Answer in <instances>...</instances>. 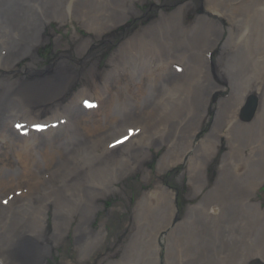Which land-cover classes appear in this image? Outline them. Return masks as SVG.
Returning <instances> with one entry per match:
<instances>
[{
	"label": "bare ground",
	"instance_id": "bare-ground-1",
	"mask_svg": "<svg viewBox=\"0 0 264 264\" xmlns=\"http://www.w3.org/2000/svg\"><path fill=\"white\" fill-rule=\"evenodd\" d=\"M18 1L0 0V264H48L55 252L63 257L61 264L97 259L104 246L111 247L107 239L116 241L128 230L115 209L97 222L109 198L121 202L119 185L130 193L121 197L134 198V226L185 233L193 226H168L177 215L176 193L160 181L150 183L145 164L154 155L159 176L186 160L188 196L204 195L190 211L222 216L227 211L223 200L240 185L231 179L235 157L230 150L220 154L218 142L222 137L229 146L235 137L252 147L254 132L262 127L263 74L252 75L257 72L252 60L264 54V3L153 0L142 13L136 5L152 0H28L29 10L22 13L14 8ZM194 5L202 13L189 24L187 12ZM71 15L86 35L67 30L71 41L56 37L55 64L38 71L37 50L46 42L42 31L52 22L64 26ZM140 19L146 24L135 29ZM114 32L117 39L110 44L115 49L100 72L97 59L103 52L96 42ZM213 51L209 62L206 54ZM23 59L28 60L16 68ZM214 90L230 95L217 98L209 112ZM88 94L102 102L95 111L81 106ZM249 97L258 105L252 120L242 122L238 113ZM34 124L43 128L40 133L30 130ZM132 127L140 132L121 143L118 136ZM215 160V185L204 193ZM138 171L146 172L141 183L129 179ZM259 185L249 191L246 199L252 200L246 206L262 207ZM140 186L145 187L142 193ZM10 194L14 197L3 201ZM261 214L260 223L241 226L238 219L212 226L229 235L221 237L235 245V264L242 263L239 255L245 252L238 242L250 237L259 238L256 257L264 259V206ZM70 246L78 258L67 253ZM158 249L152 244L153 251Z\"/></svg>",
	"mask_w": 264,
	"mask_h": 264
},
{
	"label": "rangeland",
	"instance_id": "rangeland-1",
	"mask_svg": "<svg viewBox=\"0 0 264 264\" xmlns=\"http://www.w3.org/2000/svg\"><path fill=\"white\" fill-rule=\"evenodd\" d=\"M244 1H258L260 3H264V0ZM238 6L239 3L236 5V7ZM147 8H149L148 4L143 6V10ZM241 13L244 15L246 14L242 11ZM145 19L147 20V18ZM145 19L136 21L134 27L145 25ZM65 25V28H57L56 25L52 27L56 35L62 36L63 41H66L69 38V35L65 33V29L69 28V32H72V27H74L70 21ZM78 31L80 32L81 36H84L83 31L79 29ZM111 37L114 38L112 39ZM115 39H117V32H114L113 34L104 37L101 41L96 42L98 48H100L101 45L103 52V54L100 53L99 57V70H101L104 66L105 59L109 57L110 52L115 49V47L110 44V42ZM49 41L50 42L48 44H45L40 48L41 50L38 54L39 61L36 65V67L39 69H44L51 64H55V60L57 59V55L54 53L55 41L52 37L49 39ZM76 42L77 40L74 41V43ZM262 55L261 53L254 55L252 65L257 68V72L252 75H259L262 73V84H264V59L262 58ZM113 88L115 89V87ZM212 105L213 108L216 103H212ZM148 107L149 106H146V108ZM261 124V129L257 130V132H254V141H252V147L251 145L247 146L243 144L241 140L238 141L234 139L235 137L232 138L231 156L235 158L230 163V173L232 181L239 182L240 189L236 193H231L227 199L223 200L227 211H224V214L221 217L211 219L203 212L190 213L187 211L189 205H193L199 200H189V187L185 181L187 164L186 162H183L179 164L178 167H174L171 172H167L158 178L168 186L172 187L178 194L177 219H180V222L178 225H176L193 227H186V232L183 233L182 231L174 230V228L161 230L156 226H132L135 217L132 211L134 198L131 197L129 200L128 197H121L125 191L122 185H119L117 200L121 201V204L116 203V198H109L105 203V206L102 210V213H100L97 222H103L106 220L111 214V211L115 209L120 214V219L125 220L126 229L130 230L133 234L127 230L126 232L121 233L116 241L106 238L107 243L110 244L111 247L104 246L101 249V253L97 259H91L92 257H88L90 260L87 264H108L112 261H114L116 264H180L183 262L187 264H235L232 261L235 245L228 244L227 239L225 237H221V234L225 236L229 235L226 233H220L219 230H214L212 226H221L222 224L225 225V222L233 224L238 219L240 220L241 226H247L255 220H258L259 223L261 222L259 217L262 216L261 211L263 210L264 206V192L261 193V197L263 199V205L261 208L245 205H251L250 201L246 200L249 195V191L253 189V186L257 182L260 183L264 181V111L262 114ZM157 158L158 155H154L150 162L146 165V167L150 170V175L152 176L150 183H154L156 181L154 174ZM218 161L216 160L211 168H209V178L210 180H213V182L217 175L216 167L219 166ZM145 173L146 172L138 171L129 177V179L137 180L138 183H141L140 179L143 176L142 174ZM179 175H183L180 182L177 181V177ZM245 175L250 176L246 179H243ZM140 187L138 188V191L141 190ZM125 194L126 196L130 195L128 192H125ZM170 221L171 222L168 226H176L174 217ZM176 234L178 235L176 236ZM153 237L154 239H152ZM256 238L257 237H250L251 241L246 240V242H238L240 247H245V252L241 256L239 255V258L242 261L240 264H256L257 262L264 264L263 258L260 259L259 257H256V253L260 249V245L256 241L259 238ZM69 240L73 244V235L69 236ZM260 242L264 245L263 240L260 239ZM152 244L159 246L158 252L152 250ZM66 250L67 253L74 254L75 258L76 256L78 258V255L72 246L66 248ZM180 250L185 251V256L178 253ZM60 255L57 252L53 253V260H49L48 264H61V259L63 257H60ZM76 264L79 263L76 262Z\"/></svg>",
	"mask_w": 264,
	"mask_h": 264
}]
</instances>
